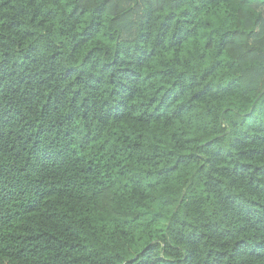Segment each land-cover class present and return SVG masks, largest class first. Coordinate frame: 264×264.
I'll return each instance as SVG.
<instances>
[{"label":"trees","instance_id":"trees-1","mask_svg":"<svg viewBox=\"0 0 264 264\" xmlns=\"http://www.w3.org/2000/svg\"><path fill=\"white\" fill-rule=\"evenodd\" d=\"M0 264H264V0H0Z\"/></svg>","mask_w":264,"mask_h":264}]
</instances>
